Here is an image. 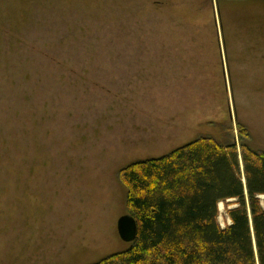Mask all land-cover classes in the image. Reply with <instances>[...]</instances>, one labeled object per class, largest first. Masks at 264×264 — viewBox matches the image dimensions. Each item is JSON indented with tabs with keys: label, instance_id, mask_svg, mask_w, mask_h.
Segmentation results:
<instances>
[{
	"label": "rangeland",
	"instance_id": "374dc122",
	"mask_svg": "<svg viewBox=\"0 0 264 264\" xmlns=\"http://www.w3.org/2000/svg\"><path fill=\"white\" fill-rule=\"evenodd\" d=\"M222 121L264 151V0H0V264L126 250L118 170Z\"/></svg>",
	"mask_w": 264,
	"mask_h": 264
},
{
	"label": "trees",
	"instance_id": "16d2710c",
	"mask_svg": "<svg viewBox=\"0 0 264 264\" xmlns=\"http://www.w3.org/2000/svg\"><path fill=\"white\" fill-rule=\"evenodd\" d=\"M226 122L215 123L218 138L201 136L118 170L136 238L90 264H264V151L240 125L237 145ZM230 200V224L220 228L218 205Z\"/></svg>",
	"mask_w": 264,
	"mask_h": 264
},
{
	"label": "water",
	"instance_id": "95a60500",
	"mask_svg": "<svg viewBox=\"0 0 264 264\" xmlns=\"http://www.w3.org/2000/svg\"><path fill=\"white\" fill-rule=\"evenodd\" d=\"M116 230L119 239L125 244L132 243L136 238V222L129 215H124L118 219L116 224Z\"/></svg>",
	"mask_w": 264,
	"mask_h": 264
}]
</instances>
